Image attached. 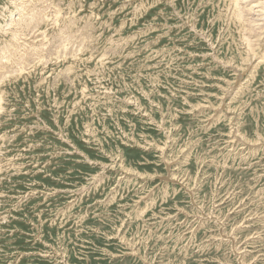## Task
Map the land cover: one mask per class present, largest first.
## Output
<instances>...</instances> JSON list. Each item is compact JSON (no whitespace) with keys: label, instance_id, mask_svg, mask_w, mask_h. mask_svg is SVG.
<instances>
[{"label":"rangeland","instance_id":"rangeland-1","mask_svg":"<svg viewBox=\"0 0 264 264\" xmlns=\"http://www.w3.org/2000/svg\"><path fill=\"white\" fill-rule=\"evenodd\" d=\"M245 7L0 0V264H264Z\"/></svg>","mask_w":264,"mask_h":264},{"label":"bare ground","instance_id":"bare-ground-1","mask_svg":"<svg viewBox=\"0 0 264 264\" xmlns=\"http://www.w3.org/2000/svg\"><path fill=\"white\" fill-rule=\"evenodd\" d=\"M247 4V6L248 7H245V9L247 10V12L245 13V14H247L246 16L247 17H249L250 16V18H249V20H246V21H248L249 23H251V24H254L253 26H249V28L250 29H252V30H255V29H257V30H259V26L261 25V24H263L264 23V0H235V5H236V3H243L244 5H245V3ZM30 2V1H29ZM45 2V1H44ZM44 5V4H43ZM48 5V4H47ZM50 5V4H49ZM49 5H48V7H49ZM16 6H18V5H16ZM26 7V6H25ZM235 7V6H234ZM39 8V7H38ZM46 8V7H45ZM235 9V8H234ZM45 10V9H44ZM50 10V9H49ZM38 11V10H37ZM46 12V11H45ZM55 12H57V11H55ZM238 12V11H237ZM39 13H40V11H39ZM47 13H49V12H47ZM244 13V12H243ZM26 14V13H25ZM29 14V13H28ZM36 14V13H35ZM41 14V13H40ZM238 14H242L241 12H239ZM234 15V14H233ZM244 15V14H243ZM55 16V15H54ZM235 16V15H234ZM237 16V15H236ZM240 16V15H239ZM245 16V15H244ZM243 16V17H244ZM242 17V18H243ZM240 18V17H239ZM49 19V18H48ZM21 20V19H20ZM46 20H47V18H46ZM19 21V20H18ZM19 22H23V21H19ZM56 22V21H55ZM54 22V23H55ZM240 22V21H239ZM25 23V22H24ZM241 24H242V22H240ZM243 23H245V22H243ZM9 24V23H8ZM13 24V23H12ZM32 24V23H31ZM56 24V23H55ZM240 24V25H241ZM7 25V24H6ZM19 25V24H18ZM9 26H10V24H9ZM26 26V25H25ZM246 27V26H245ZM1 28V27H0ZM31 28V27H30ZM29 28V29H30ZM262 28H264V26L262 27ZM3 30H5V28L3 29ZM34 30V29H33ZM32 31V30H31ZM264 31V30H263ZM18 32V31H17ZM16 33V32H15ZM33 33V32H32ZM32 33L30 34V36L32 35ZM43 33V32H42ZM252 33V32H251ZM255 33V32H254ZM35 34V33H34ZM15 35V34H14ZM13 35V36H14ZM256 35V34H255ZM258 35H259V33H258ZM6 36V35H5ZM23 37V36H22ZM47 37V36H46ZM255 37H258V36H255ZM254 37V38H255ZM262 38V37H261ZM260 38V39H261ZM12 39H15L16 40V38H12ZM34 41V40H33ZM44 41V40H43ZM47 41V40H46ZM18 42V41H17ZM261 42V41H260ZM7 43V42H6ZM9 43V42H8ZM255 43V42H254ZM26 45V44H25ZM24 45V46H25ZM36 45V44H35ZM256 45V44H255ZM17 46V45H16ZM28 47V46H27ZM43 47V46H42ZM3 48V47H2ZM11 48H12V46H11ZM33 48H35V47H33ZM41 48V47H40ZM14 49H16V48H14ZM26 49V48H25ZM31 50H32V48H31ZM36 50L37 49H35V52H36ZM29 51V50H28ZM27 51V52H28ZM34 51V50H33ZM8 52H9V50H8ZM12 52V51H11ZM30 52H32V51H30ZM37 52H38V50H37ZM43 52V51H42ZM10 53V52H9ZM13 53H14V51H13ZM12 53V56H15V54H13ZM41 53V52H40ZM5 54V53H4ZM28 54V53H27ZM36 54V53H35ZM7 55V54H6ZM33 55V54H32ZM8 56V55H7ZM18 56V55H17ZM22 56V55H21ZM21 56H19V57H21ZM18 57V58H19ZM24 57V56H23ZM7 57H5V59H6ZM3 59V58H2ZM11 59V58H10ZM9 61V60H8ZM21 61V60H20ZM22 62V61H21ZM6 63V62H5ZM8 63V62H7ZM1 67V66H0ZM225 67V66H224ZM233 70V69H232ZM236 70V69H235ZM235 72V71H234ZM4 73V72H3ZM246 80V79H245ZM234 97V96H233ZM202 109V108H201ZM220 117V116H219ZM238 118V117H237ZM224 119V118H223ZM213 121V120H212ZM225 144V143H224ZM225 148V147H224ZM254 155V154H253ZM249 157V156H248ZM243 158V157H242ZM226 162V161H225ZM125 177V176H124ZM120 180V179H119ZM193 210V209H192ZM191 210V211H192ZM248 255V254H247Z\"/></svg>","mask_w":264,"mask_h":264},{"label":"crops","instance_id":"crops-1","mask_svg":"<svg viewBox=\"0 0 264 264\" xmlns=\"http://www.w3.org/2000/svg\"><path fill=\"white\" fill-rule=\"evenodd\" d=\"M108 240H113L112 238L111 239H109L108 238ZM117 240H118V238H117ZM118 243H119V240H118ZM118 243H116V242H113V243H111V245H114V246H118ZM122 243V242H121ZM122 248V247H121ZM114 250H116L117 252H120L117 248H113ZM123 249V248H122ZM118 256V258L119 257H122V255H117Z\"/></svg>","mask_w":264,"mask_h":264}]
</instances>
